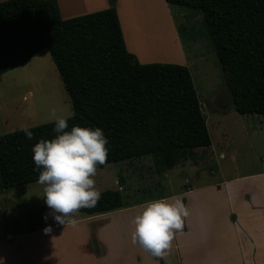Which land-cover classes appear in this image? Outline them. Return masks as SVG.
<instances>
[{"label": "trees", "instance_id": "trees-1", "mask_svg": "<svg viewBox=\"0 0 264 264\" xmlns=\"http://www.w3.org/2000/svg\"><path fill=\"white\" fill-rule=\"evenodd\" d=\"M202 11L236 110L264 116V0H166ZM49 49L69 95L68 125L100 127L106 165L151 155L158 172L197 156L212 138L188 66L141 63L128 51L114 1L109 8L64 19L57 0L0 2V78ZM54 122V121H53ZM53 122L0 136V191L35 182L31 147L50 139ZM124 206L106 189L91 216Z\"/></svg>", "mask_w": 264, "mask_h": 264}, {"label": "rangeland", "instance_id": "rangeland-1", "mask_svg": "<svg viewBox=\"0 0 264 264\" xmlns=\"http://www.w3.org/2000/svg\"><path fill=\"white\" fill-rule=\"evenodd\" d=\"M172 7L180 24L182 40L191 53L189 69L207 119L212 144L196 148L200 159L197 167L187 163L182 171L181 165H177L174 170L158 172L151 155L97 168L94 177L96 188L100 191L119 190L125 203L169 195L189 183L199 185L217 181L237 171H264V116L241 114L236 110L202 11L180 5ZM197 52H201L203 57L191 60ZM72 115L69 95L49 49L1 76L0 136L24 127L53 122L56 117ZM186 159L194 162L190 156ZM43 187L35 181L0 191V240L7 242L3 245L5 253L11 256L13 251L14 238H9V234L16 237L46 225H56L52 229H62V238H68L66 244L68 246L69 241L70 249L58 251L52 245L56 239L54 233L37 234L34 244L32 242L36 256L49 261L63 255L68 261L65 257L69 253L70 263L75 264L82 248L72 235L85 231L87 222L83 220L86 216L79 209L75 214L76 223L64 226L55 224L51 216L43 219L49 211L44 203Z\"/></svg>", "mask_w": 264, "mask_h": 264}, {"label": "crops", "instance_id": "crops-1", "mask_svg": "<svg viewBox=\"0 0 264 264\" xmlns=\"http://www.w3.org/2000/svg\"><path fill=\"white\" fill-rule=\"evenodd\" d=\"M57 1L64 19L109 8L113 2ZM114 3L126 47L141 63H177L190 67L191 53L182 40L173 7L166 0H114ZM202 57L197 52L191 60ZM188 160L182 159L177 164L182 167L180 171L185 164L195 168L200 161L198 154L194 162ZM162 196L181 198L189 213L163 257L152 256L130 240L132 218L144 202L155 199L150 198L124 202L122 208L106 213L83 214L86 216L83 221L87 222L85 231L72 235L82 248L75 264H264V171H237L217 181L189 183ZM54 227L57 226L52 225L48 233L40 228L16 237L9 234V238H14L11 256L5 253L6 240H0V264H71L69 253L65 257L69 262L63 255L49 261L36 256L32 242L37 234L54 233L56 239L52 245L58 251L70 249L69 241L66 244L68 238H62V229L53 230Z\"/></svg>", "mask_w": 264, "mask_h": 264}, {"label": "clouds", "instance_id": "clouds-1", "mask_svg": "<svg viewBox=\"0 0 264 264\" xmlns=\"http://www.w3.org/2000/svg\"><path fill=\"white\" fill-rule=\"evenodd\" d=\"M68 118L56 117L50 139L38 138L31 147L33 171L38 175L36 183L43 185L44 203L49 216L57 225L75 224V214L81 208L95 207L101 197L94 177L97 165L105 163L109 152L104 131L96 126L72 125ZM28 140L33 132L28 127L21 129ZM189 215L179 197L162 196L146 201L132 218L133 230L130 240L133 245L154 257H163ZM45 233L51 231L46 225Z\"/></svg>", "mask_w": 264, "mask_h": 264}]
</instances>
